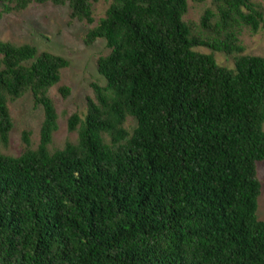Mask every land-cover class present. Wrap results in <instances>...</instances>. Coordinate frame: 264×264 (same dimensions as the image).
Wrapping results in <instances>:
<instances>
[{
	"label": "trees",
	"instance_id": "16d2710c",
	"mask_svg": "<svg viewBox=\"0 0 264 264\" xmlns=\"http://www.w3.org/2000/svg\"><path fill=\"white\" fill-rule=\"evenodd\" d=\"M100 1L0 0V17L50 3L93 25ZM104 1L85 43L106 41V85H91L62 148L50 92L70 61L0 41V264H264V56L242 44L263 4L212 0L195 22L189 0ZM28 94L44 110L39 139L24 131L12 156L10 104Z\"/></svg>",
	"mask_w": 264,
	"mask_h": 264
},
{
	"label": "rangeland",
	"instance_id": "374dc122",
	"mask_svg": "<svg viewBox=\"0 0 264 264\" xmlns=\"http://www.w3.org/2000/svg\"><path fill=\"white\" fill-rule=\"evenodd\" d=\"M264 6V0H260ZM190 9L186 20L199 22L205 8H211L212 0L197 3L189 0ZM110 3L104 0L94 3L95 23L93 25L75 20L70 22L71 9L67 6H54L50 3L33 4L26 11L19 14H3L0 17V41H9L16 45L30 44L40 52H50L70 61V66L62 72V82L54 87L50 95L55 102L59 119V131L55 134L54 145L62 148L67 141L75 142L77 133L68 131V119L73 113L84 114L86 99L93 95L91 85L99 83L106 85L105 79L97 69L98 59L109 53L106 41L98 39L92 46L85 43L88 31L97 26L105 17ZM2 7L0 5V14ZM242 44L246 54L264 56V26L253 35L245 31ZM198 52L208 54L206 48L197 49ZM217 62L233 68V60L223 54H216ZM70 88V97L64 99L59 88ZM15 129L11 134L10 146L4 150L6 154L18 156L22 150V134L24 131L33 132L34 141L39 139V130L44 118L43 107H36L33 96L26 95L23 99L10 104ZM135 126L134 121H130ZM258 178L262 183L257 216L264 221V162L258 164Z\"/></svg>",
	"mask_w": 264,
	"mask_h": 264
}]
</instances>
